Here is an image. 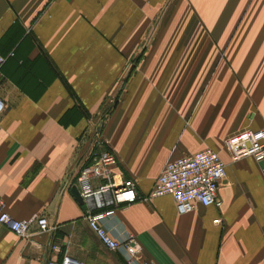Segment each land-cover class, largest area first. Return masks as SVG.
Here are the masks:
<instances>
[{"label": "crops", "instance_id": "0c3cea01", "mask_svg": "<svg viewBox=\"0 0 264 264\" xmlns=\"http://www.w3.org/2000/svg\"><path fill=\"white\" fill-rule=\"evenodd\" d=\"M0 55L2 208L53 226L21 236L0 223V264H125L74 191L102 145L138 195L106 226L131 231L144 258L264 264V158L223 144L264 125V0H0ZM206 147L225 164L217 203L179 213L170 194L145 197L166 160Z\"/></svg>", "mask_w": 264, "mask_h": 264}, {"label": "built area", "instance_id": "2783aa9c", "mask_svg": "<svg viewBox=\"0 0 264 264\" xmlns=\"http://www.w3.org/2000/svg\"><path fill=\"white\" fill-rule=\"evenodd\" d=\"M3 57L0 55V62ZM4 102L0 96V113ZM101 144L99 139L94 144ZM223 144L231 159L249 155L256 160L264 158V125L257 128H242L227 135ZM116 159L115 152L102 145L92 150L89 157L79 164L73 184L81 199L86 202L82 214L89 228L106 247L115 249L125 264H155L144 258L135 235L128 230L113 235L106 226V220L113 207L134 201L138 195L136 183L132 178L115 179L111 170ZM224 162L211 148H202L191 153L178 155L164 162L155 180L146 193V198L161 194H170L177 212L193 209L196 204L217 203L216 187L224 176ZM264 177V164L260 166ZM218 217L213 219L214 222ZM35 222L39 230H48L53 226L42 215H31L26 219L12 217L2 208L0 200V223L17 235L25 236L28 226ZM48 264H83L81 261L64 254L58 262Z\"/></svg>", "mask_w": 264, "mask_h": 264}, {"label": "rangeland", "instance_id": "374dc122", "mask_svg": "<svg viewBox=\"0 0 264 264\" xmlns=\"http://www.w3.org/2000/svg\"><path fill=\"white\" fill-rule=\"evenodd\" d=\"M164 11V7L160 10L159 12V16H161V14L163 13ZM244 12H245V8L243 7V10L240 11V14L238 16V19L237 21L234 22L233 26H232V30H235L236 28H238V26L241 24V21H242V17L244 15ZM159 16H158V19H159ZM158 24V22H155V24L153 25V28L155 27L156 28V25ZM195 26V27H194ZM192 28H197L199 29V27L197 26L196 27V24L194 25ZM196 40V39H195ZM229 40V39H227Z\"/></svg>", "mask_w": 264, "mask_h": 264}, {"label": "water", "instance_id": "95a60500", "mask_svg": "<svg viewBox=\"0 0 264 264\" xmlns=\"http://www.w3.org/2000/svg\"><path fill=\"white\" fill-rule=\"evenodd\" d=\"M74 191L76 192L77 197L81 199L76 187H74Z\"/></svg>", "mask_w": 264, "mask_h": 264}]
</instances>
